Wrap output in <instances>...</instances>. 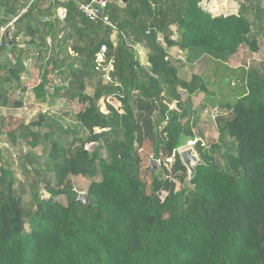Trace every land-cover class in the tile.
<instances>
[{"label": "trees", "instance_id": "1", "mask_svg": "<svg viewBox=\"0 0 264 264\" xmlns=\"http://www.w3.org/2000/svg\"><path fill=\"white\" fill-rule=\"evenodd\" d=\"M24 1L0 0V27L12 21L0 38V107L11 104V85H20L25 61L33 58L40 77L33 90L49 105L57 98L85 104L76 117L87 135L65 146L52 125L64 129L48 112L9 131L0 115V141L6 132L13 143L24 139L31 148L44 143L49 150L42 164L47 173L28 181L32 204L26 207L23 181L0 147V264H264V63L230 69L242 83L225 103L228 116L217 117L220 142L195 143L201 161L180 189L168 188L164 174L152 170L147 191L135 147L139 106H153L156 116L148 127L154 156L164 150L184 168L177 148L183 134L192 136L191 96L197 90L209 94L210 83L197 73L181 78L169 49L185 51L190 62L206 54L227 69L225 58L240 45L258 50L264 0H241L236 13L217 15L202 0H109L105 14L111 25L85 18L78 5L86 0H31L27 7ZM103 44L112 60L106 83L95 61ZM138 45L147 49L146 63L139 60ZM229 76L217 74L216 84L229 88ZM107 97L122 112L110 104L101 111L98 101ZM91 142L98 146L93 151L86 149ZM224 145L220 161L215 152ZM32 162L25 156L21 172ZM97 175L88 185L87 203L78 201L70 177ZM40 183L46 198L38 192ZM59 195L65 203L55 200Z\"/></svg>", "mask_w": 264, "mask_h": 264}, {"label": "rangeland", "instance_id": "2", "mask_svg": "<svg viewBox=\"0 0 264 264\" xmlns=\"http://www.w3.org/2000/svg\"><path fill=\"white\" fill-rule=\"evenodd\" d=\"M30 1L31 0L24 1L26 7ZM240 1L241 0H202V4L213 15H217L236 13L238 11ZM26 7L22 8L21 11H24ZM57 14L59 17L63 16V14L58 12V10ZM44 18L46 19V16H44ZM2 27L4 30L0 29V38L7 28L6 26ZM171 28L174 32L172 37L175 38L176 27L172 25ZM255 33V30L252 29V34ZM250 36L251 34H249V37ZM257 47L258 50L253 51L246 44L240 45L238 51L234 55H230L225 58L224 63H226L228 66L227 69L217 65V61H214L213 58L206 54L200 58H193L192 62H190L189 60H186L185 51L178 50L177 48L169 49L171 56L176 59L174 64L178 67V75L181 78L189 79L192 73H197L210 83L208 85V92H210L209 94L204 93L201 90H197L191 96L192 109L194 110V114H192L194 124L191 125V118L187 121V124L188 127L191 128L192 136L183 134L182 145L177 148L178 153L187 148H191L196 159L201 161L199 153L195 148V143L198 140H200L202 144L205 145H210L214 142H220L217 130V117L228 116L229 112L225 108V103L231 102L235 99L236 90L234 88H237L242 83L240 81V76L236 75L238 72L235 74L234 72H231L230 69L238 71V69L244 67L248 68L252 66H258L264 63V31L263 36H258ZM137 52L139 60L142 63H146L147 49L141 45H138ZM69 53L71 55L73 54L72 52ZM25 63L27 69L21 73L22 82L18 86H15L14 83L11 85L9 92L11 104L6 107H0V115L7 118L5 131H9L20 122L27 123L39 112L45 111L48 112L50 116L55 118L54 121H59L60 126H62V129H64L61 130L57 125H52L56 137L61 136L65 146L72 147L74 144L78 143L77 139H85L87 131L81 127V124L78 122L76 117V114L84 109L85 104L78 101L77 98L70 100L65 98H57L55 99V103L50 105L47 102L41 101L39 98L40 92L33 90L34 85H36L40 78L37 74L38 62L33 58H29L25 61ZM216 65L220 68L218 71ZM217 74L225 76L230 75L229 88L231 89H229L225 83L223 85L216 84L215 81ZM22 87H24L25 90H23ZM94 87L95 81L88 82L85 87V92L91 95L93 93ZM179 91L182 95V98H186V92L181 88H179ZM17 101L21 102L20 107H15L13 105L14 102ZM107 104L114 106L119 112H122L120 103L114 98H100L98 101L100 110L103 112H107ZM169 107L175 108V103L170 104ZM156 111L157 110L154 109L153 106L148 108L146 104H140L138 110L139 124L137 132L139 133V137L135 143V147L140 157V178L146 183V190L149 191L152 170H155L156 172L159 171L160 173H163L168 179V188L173 187L174 190H178L183 185L188 183L190 170L183 164L180 155L179 158L184 168L181 166L177 167V163L174 158H168L165 155L164 150H162L160 158H155L152 149V137L148 123L152 121L154 116H156ZM42 130L47 131L48 127H44ZM95 131L98 132L100 129L95 128ZM5 133L6 132H4L2 135V140L0 141V147H3L1 155L10 162V168L15 176L23 181L25 189L24 193L21 195L22 203L24 206L30 207L32 204V189L29 186L28 181H32L37 176L45 175V173H47L45 165L42 164L44 157H46V155L49 153V150L46 147L47 145L44 143L39 144L35 148H31L30 145H28L27 140L24 139H18L13 143L9 140V137ZM86 145H88L87 147L89 151H93L96 149V147H98L96 142L87 143ZM225 150L226 146L224 145L218 152H215V156L220 161H222L221 154ZM99 154L103 157H107V153L103 148L99 149ZM25 156H27L28 159H33L32 163L25 164L28 168L27 173L21 172L20 168V162ZM39 165L42 166L40 167ZM191 165L194 166V163L191 162ZM97 179H99L98 175L94 177H70L71 184L78 195H86L89 183ZM38 192L40 193L41 197L46 198L49 196L48 191L44 187V183L39 184ZM166 193V191L162 192L160 194L161 197L163 198ZM55 200L65 203L67 199L65 195H59L55 197Z\"/></svg>", "mask_w": 264, "mask_h": 264}, {"label": "built area", "instance_id": "3", "mask_svg": "<svg viewBox=\"0 0 264 264\" xmlns=\"http://www.w3.org/2000/svg\"><path fill=\"white\" fill-rule=\"evenodd\" d=\"M61 3H64L65 0H58ZM109 0H86L78 5V9L81 14L90 21H95L102 19L105 24L111 25L105 10L108 6ZM12 21L9 22L7 26L11 25ZM4 30L3 27L0 28ZM127 40V39H126ZM106 45L103 44L100 47V50L96 53V70L101 74L102 80L104 83L111 80L110 71L112 70V60L106 57Z\"/></svg>", "mask_w": 264, "mask_h": 264}, {"label": "water", "instance_id": "4", "mask_svg": "<svg viewBox=\"0 0 264 264\" xmlns=\"http://www.w3.org/2000/svg\"><path fill=\"white\" fill-rule=\"evenodd\" d=\"M121 1H125V0H121ZM88 145H86V149H88L87 147ZM179 155L181 157V161L183 162V164L190 170V172L193 170V166L191 165V162L194 163V165L198 164L199 161L196 159L195 155L192 153L191 148H187L181 152H179ZM154 164V161H153ZM78 201H81L82 203H87V195L85 194H79L77 197Z\"/></svg>", "mask_w": 264, "mask_h": 264}, {"label": "crops", "instance_id": "5", "mask_svg": "<svg viewBox=\"0 0 264 264\" xmlns=\"http://www.w3.org/2000/svg\"><path fill=\"white\" fill-rule=\"evenodd\" d=\"M58 12L64 15L65 10L62 7L57 8ZM59 14V13H58ZM11 22V21H10ZM9 23V22H8ZM12 24V23H11Z\"/></svg>", "mask_w": 264, "mask_h": 264}]
</instances>
